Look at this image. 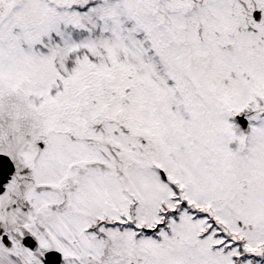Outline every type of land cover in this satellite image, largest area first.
I'll list each match as a JSON object with an SVG mask.
<instances>
[{
    "label": "snow or ice",
    "instance_id": "obj_1",
    "mask_svg": "<svg viewBox=\"0 0 264 264\" xmlns=\"http://www.w3.org/2000/svg\"><path fill=\"white\" fill-rule=\"evenodd\" d=\"M0 264H264V0H0Z\"/></svg>",
    "mask_w": 264,
    "mask_h": 264
}]
</instances>
